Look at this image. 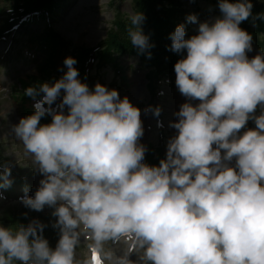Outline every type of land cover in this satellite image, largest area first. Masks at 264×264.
<instances>
[{"label":"clouds","instance_id":"1","mask_svg":"<svg viewBox=\"0 0 264 264\" xmlns=\"http://www.w3.org/2000/svg\"><path fill=\"white\" fill-rule=\"evenodd\" d=\"M218 7L212 22L187 16L197 34L187 37L184 23L170 34L171 49L187 53L174 71L189 101L171 122L177 131L158 165L144 161L140 108L100 82L90 90L75 57L65 58L55 82L25 89L40 99L13 131L43 178L20 199L30 210L51 207L60 237L51 247L37 218L15 230L0 224V264H92L76 258L81 233L93 261L107 242L122 241L130 247L116 264H264V54L247 56L252 35L240 25L251 0ZM144 19L133 13L127 27L140 53L150 48ZM46 114L51 122L42 124ZM250 119L255 128L241 132ZM10 175L6 167L0 186Z\"/></svg>","mask_w":264,"mask_h":264},{"label":"rangeland","instance_id":"2","mask_svg":"<svg viewBox=\"0 0 264 264\" xmlns=\"http://www.w3.org/2000/svg\"><path fill=\"white\" fill-rule=\"evenodd\" d=\"M181 2L183 5L181 16L191 35L198 33V23L187 22L188 15L196 14L198 22H212L216 17H219L216 15L218 10L213 4V0H181ZM10 5H13L11 12L21 19V23L18 24L13 17H8L6 20V15L0 10V28L3 27L1 30L4 31L6 27L10 26V29L13 30L11 33H14L13 40L10 36L5 41L0 40V54H6L3 64L0 63V82L14 83V87L9 85L7 91L0 89V161L2 162H0V177H2L6 167L11 169L9 177L11 184L0 186L3 189V191L0 189V224L15 230L19 224H27L32 219L37 218L46 224L43 234L48 239L50 246L54 248L59 240L60 232L59 228L53 226L56 219L52 215L53 209L45 206L42 211L30 210L23 205L20 199L25 195H34L43 176L38 172L31 155L26 152L23 143L13 131V126L22 117L32 114V109L35 111V100L40 99L39 96L35 98L24 96L21 89L15 91L20 86L24 89V85L20 84L19 79L27 80L28 86H38L43 82H48L49 74L55 82L66 71L63 63L65 58L68 56L74 57L77 48L79 49V56L85 54V49L97 48L93 55L95 66L93 76H96L98 81L109 89H117L121 99L127 96L133 105L140 108L144 133L138 142L145 145L146 152L149 150V156L153 157L158 155L156 151L159 148L162 150L164 157L166 156L168 140L177 131L171 127V122L178 120L176 113L183 103L189 101V98L179 92L175 84L176 75L157 83L156 91L152 94L146 77L147 71L141 65V61L137 56L125 55L120 57L118 62L112 64L101 61L108 56L107 52L100 53L101 43L107 35V30L113 24L116 14L121 13L128 16L133 14L130 0H63L59 3L56 8L59 11L56 27L60 33L56 35L53 44L49 38L45 40V43L50 44L52 48L53 45L58 44L59 39L61 43V50L56 52L54 50V61L57 56L59 61L54 62L56 70L52 73H49L50 64L44 67V61L40 62L43 58L40 44H30L31 40L38 39L37 35L43 34V20L32 17L30 21H27V14L19 8L20 0L15 3L12 0H5V2L0 0V6ZM249 33L252 35V49L247 52V56L251 59L258 54H264V51L260 49V42L264 43V35H260L256 39L252 32ZM7 46H9L8 49ZM32 48L40 50V52L34 58V64H28V53L31 52L30 49ZM79 78L81 79L80 76ZM61 99L62 96L53 105L57 110H59L58 106ZM32 101L35 102L32 103ZM190 102L193 104L199 103L197 100ZM157 106L160 108V113L154 115L153 109ZM260 111L261 109L258 106L256 115ZM253 122L254 120L250 119L245 128L241 129V132L248 128H255ZM41 123L43 124L44 121H41ZM232 163L234 164L235 160ZM5 164L9 165L4 166ZM30 175L33 176L30 177ZM14 195H17V197ZM10 199H14L15 203L12 204ZM6 204L12 205L8 207ZM9 208L14 213V217H17L15 223L11 224L13 227L9 225L10 221H8ZM89 241L87 234L81 233L76 247L77 259L86 260L83 255H87ZM126 245L125 243L127 249ZM105 252H110L111 258L105 256ZM116 252L124 254V247L121 246V243L109 241L105 244L103 255L109 262L113 263V253ZM131 258L135 260V254Z\"/></svg>","mask_w":264,"mask_h":264},{"label":"trees","instance_id":"3","mask_svg":"<svg viewBox=\"0 0 264 264\" xmlns=\"http://www.w3.org/2000/svg\"><path fill=\"white\" fill-rule=\"evenodd\" d=\"M51 0H25L28 7H39L49 3ZM61 1V0H60ZM133 13L141 12L145 19L142 28L145 34L149 36L150 48L144 53L134 47L127 35V27L129 25V16L117 13L113 24L107 30V36L101 43L100 52H107L112 61H116L117 57L122 54H135L139 57L141 64L148 70L147 78L149 79V87L151 92L155 93V84L170 76L176 75L174 71L175 63L186 56V50L176 52L171 49L170 34L174 32L178 24L185 21L181 14L183 13V5L181 0H130ZM253 4L252 15L241 22V27L248 32H254L258 36L264 35V18H259L257 14L264 13V0H251ZM22 3V4H23ZM214 6L218 7L219 0H213ZM186 36H192L186 27ZM253 30V31H252ZM261 51H264V43L260 42ZM92 49L86 50L82 57L90 55ZM113 55H115L113 57ZM120 69V68H118ZM89 75L92 74L91 68L84 70ZM94 78V76H92Z\"/></svg>","mask_w":264,"mask_h":264},{"label":"snow or ice","instance_id":"4","mask_svg":"<svg viewBox=\"0 0 264 264\" xmlns=\"http://www.w3.org/2000/svg\"><path fill=\"white\" fill-rule=\"evenodd\" d=\"M96 264H100L99 258L96 259Z\"/></svg>","mask_w":264,"mask_h":264}]
</instances>
